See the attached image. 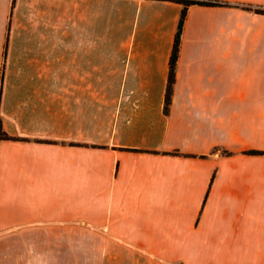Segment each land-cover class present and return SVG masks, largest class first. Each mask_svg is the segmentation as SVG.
I'll return each instance as SVG.
<instances>
[{
    "label": "crops",
    "instance_id": "0c3cea01",
    "mask_svg": "<svg viewBox=\"0 0 264 264\" xmlns=\"http://www.w3.org/2000/svg\"><path fill=\"white\" fill-rule=\"evenodd\" d=\"M223 1L166 112L181 4L0 0V264H264V0Z\"/></svg>",
    "mask_w": 264,
    "mask_h": 264
},
{
    "label": "trees",
    "instance_id": "16d2710c",
    "mask_svg": "<svg viewBox=\"0 0 264 264\" xmlns=\"http://www.w3.org/2000/svg\"><path fill=\"white\" fill-rule=\"evenodd\" d=\"M167 1L177 2L181 4L183 8H182L181 17L178 24V30L176 33L172 55L170 59L169 80L166 91V105H165L166 112L169 111V107L172 102L173 86L176 79V65L180 54L181 39L184 30L185 20L188 14V9L190 8V6L193 5H201V6H232L233 5L232 3L223 0H167ZM242 7L249 10H255L257 13L264 14V7H254L252 5H243ZM3 139H16V138L10 136L8 133H6L3 130L2 122L0 119V141ZM130 150L136 151L137 149H130ZM222 153L229 154L230 152L223 150Z\"/></svg>",
    "mask_w": 264,
    "mask_h": 264
}]
</instances>
